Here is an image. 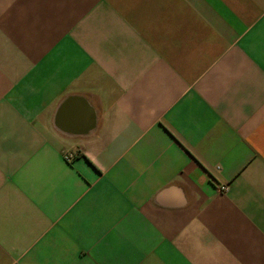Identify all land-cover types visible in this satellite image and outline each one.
Masks as SVG:
<instances>
[{"label": "crops", "instance_id": "obj_1", "mask_svg": "<svg viewBox=\"0 0 264 264\" xmlns=\"http://www.w3.org/2000/svg\"><path fill=\"white\" fill-rule=\"evenodd\" d=\"M0 264H264V0H0Z\"/></svg>", "mask_w": 264, "mask_h": 264}, {"label": "built area", "instance_id": "obj_2", "mask_svg": "<svg viewBox=\"0 0 264 264\" xmlns=\"http://www.w3.org/2000/svg\"><path fill=\"white\" fill-rule=\"evenodd\" d=\"M67 158H68V159H71V158H72V156H68ZM221 189H222V190H224V191H226V190H227V187H226V186H224V187H222Z\"/></svg>", "mask_w": 264, "mask_h": 264}]
</instances>
